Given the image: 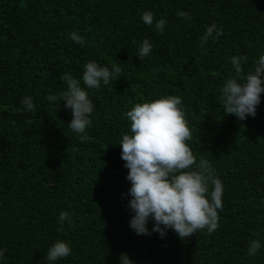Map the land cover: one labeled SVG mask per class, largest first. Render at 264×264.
I'll list each match as a JSON object with an SVG mask.
<instances>
[{
  "label": "trees",
  "instance_id": "1",
  "mask_svg": "<svg viewBox=\"0 0 264 264\" xmlns=\"http://www.w3.org/2000/svg\"><path fill=\"white\" fill-rule=\"evenodd\" d=\"M145 11L167 21L162 33L143 23ZM212 23L223 35L202 55L199 40ZM73 31L84 47L70 39ZM145 38L153 50L140 60ZM261 54L264 0H0V249H7L0 264H48L57 240L72 252L54 264H120L121 253L133 264H264V94L244 121L224 116L220 99L234 75L231 57L246 56L247 73ZM88 61L122 72L86 89L96 107L82 143L64 102L46 97L66 89L60 74L79 79ZM167 95L182 98L192 132L186 144L224 186L219 227L184 241L172 230L136 235L122 196L131 187L118 145L129 133L126 113ZM25 96L33 112L22 109ZM62 211L74 225L57 232ZM253 239L262 246L249 256Z\"/></svg>",
  "mask_w": 264,
  "mask_h": 264
},
{
  "label": "clouds",
  "instance_id": "2",
  "mask_svg": "<svg viewBox=\"0 0 264 264\" xmlns=\"http://www.w3.org/2000/svg\"><path fill=\"white\" fill-rule=\"evenodd\" d=\"M177 15L185 20L192 19L188 12L178 11ZM141 20L146 26H152L155 22L156 30L161 33L167 24L165 19L155 20L151 11H145ZM222 35L215 23L208 26L199 40V46L203 49L201 54L207 55L205 45L209 39L215 42ZM70 39L81 47L85 46L84 38L75 31L70 33ZM152 50V43L145 38L139 44L137 57L143 60L152 54ZM230 62L234 75L224 82L220 97L224 116L231 115L244 121L249 116L255 117L261 95L264 94V54L259 55L247 73L242 67L248 63L246 56H232ZM121 72L119 65L109 70L88 61L79 79L70 72L60 74L58 79L66 84V89L59 95L46 97L49 102H64V107L70 110L72 116L67 126L79 134L82 143L90 140L86 132L96 107L86 89H99L102 84L107 86L110 81L120 77ZM21 105L24 111L35 110L30 96L23 97ZM126 118L130 121L129 133L122 136L118 145L123 167L128 169L126 180L131 184L127 193L122 194L128 197L126 207L131 215L130 229L136 235L151 236L154 232L161 238L172 230L182 241L198 231L213 234L219 227L218 212L223 211L224 186L208 162H197L186 144L192 132L185 119L182 98L167 95L152 102L138 103L126 113ZM25 122L31 123L30 120ZM149 221L153 222L151 231ZM57 222L60 225L57 232L64 231L65 223L71 229L74 225L72 213L60 212ZM261 246L258 240H250L247 255L255 256ZM6 251L0 249V260L5 259ZM71 252L68 242L57 240L48 248L44 259L48 264H54L71 255ZM119 259L120 264H133L125 253H121Z\"/></svg>",
  "mask_w": 264,
  "mask_h": 264
}]
</instances>
